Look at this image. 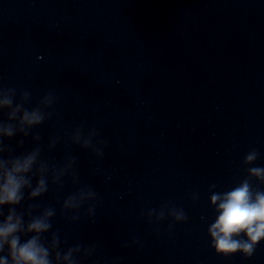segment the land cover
<instances>
[{
    "label": "clouds",
    "instance_id": "clouds-1",
    "mask_svg": "<svg viewBox=\"0 0 264 264\" xmlns=\"http://www.w3.org/2000/svg\"><path fill=\"white\" fill-rule=\"evenodd\" d=\"M31 96L30 91L18 92L16 88L0 83V114L5 115V118H0V264H82L96 253L97 246L76 243L62 248L66 241L62 242L60 233L53 230L56 209L29 203L44 196L50 185L56 186L59 192L66 176L70 177L73 185L80 183L76 158L69 156L59 165L50 163L42 156L41 136L33 134V129L51 119L54 113L49 109L59 102V97L54 91H49L35 106L27 107ZM18 135L21 139L16 142L17 148H22L25 138L30 136L36 146L19 155L14 154L11 144L5 141H11ZM67 135L73 145L90 150L97 160L103 159L108 142L98 138L100 133L97 129L85 130V125L80 124ZM58 143V137H49L47 147L54 149ZM258 157L256 148L245 154L242 164L247 176L230 189L213 191L217 185L209 186V202L216 216L208 225L207 233L210 246L218 255L228 257L239 253L244 258H251L264 241V190L253 184V181L264 184V167L252 166ZM198 198L197 193L192 194L194 201ZM99 203L95 189L82 186L63 198L60 210L72 223L83 217L94 222ZM81 209H84L83 213ZM139 215L157 225L154 229L157 234L158 225L166 218H170L172 224L188 219L182 208L167 203L158 210L142 209ZM171 227L170 224L169 230ZM139 243L138 238L131 241L132 245ZM121 246L127 248L130 245L123 243Z\"/></svg>",
    "mask_w": 264,
    "mask_h": 264
}]
</instances>
